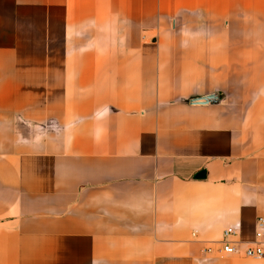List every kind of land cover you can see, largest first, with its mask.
<instances>
[{"label":"crops","instance_id":"crops-1","mask_svg":"<svg viewBox=\"0 0 264 264\" xmlns=\"http://www.w3.org/2000/svg\"><path fill=\"white\" fill-rule=\"evenodd\" d=\"M258 216L264 0H0V264H264Z\"/></svg>","mask_w":264,"mask_h":264},{"label":"built area","instance_id":"built-area-1","mask_svg":"<svg viewBox=\"0 0 264 264\" xmlns=\"http://www.w3.org/2000/svg\"><path fill=\"white\" fill-rule=\"evenodd\" d=\"M236 233L233 226L226 227L222 236L223 239L216 249L220 254L237 255L249 259L264 258V216H258L254 221L253 238L248 241H232L228 237ZM205 253H212L213 247L204 248Z\"/></svg>","mask_w":264,"mask_h":264},{"label":"water","instance_id":"water-1","mask_svg":"<svg viewBox=\"0 0 264 264\" xmlns=\"http://www.w3.org/2000/svg\"><path fill=\"white\" fill-rule=\"evenodd\" d=\"M213 96V94H210V95H208V96H206L203 100H201V101H206V100H208L209 98H211ZM198 101H200V100H198Z\"/></svg>","mask_w":264,"mask_h":264},{"label":"rangeland","instance_id":"rangeland-1","mask_svg":"<svg viewBox=\"0 0 264 264\" xmlns=\"http://www.w3.org/2000/svg\"><path fill=\"white\" fill-rule=\"evenodd\" d=\"M202 251L204 252V248L202 249ZM205 253V252H204ZM214 253V252H213ZM247 260H250V261H256L255 259H249L247 258Z\"/></svg>","mask_w":264,"mask_h":264}]
</instances>
